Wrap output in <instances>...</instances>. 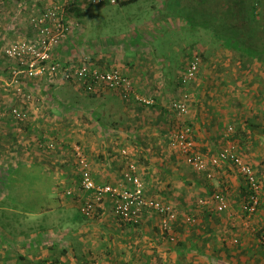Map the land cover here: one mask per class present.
<instances>
[{"label":"crops","instance_id":"0c3cea01","mask_svg":"<svg viewBox=\"0 0 264 264\" xmlns=\"http://www.w3.org/2000/svg\"><path fill=\"white\" fill-rule=\"evenodd\" d=\"M32 1L20 4L21 10L38 13L44 8L41 0ZM111 6L91 9L99 18L101 10ZM88 15L89 10L77 29L79 36L82 34V54L97 66L120 69L136 94L153 97L155 104L125 103L111 92L90 95L72 84L25 83L41 104L30 108L31 119L21 139L0 141V264H264V202L255 214L246 216L242 210L244 181L237 171L229 166L232 172L227 173L224 164L217 177L208 180L169 146L168 138L176 126L169 105L180 96L182 52L164 46L160 22L153 19L142 25L146 37L129 42V37L118 34L106 43L108 38L102 41L100 31L97 38L91 36L94 25H99V30L107 28L104 22L94 24ZM4 31V36L13 34L20 39L30 35L29 28H23V33L14 26L8 34ZM71 40L70 35L58 48L56 59H71L76 46ZM193 42L206 50L201 49L199 38ZM174 52L179 57L176 60ZM207 76L204 74L199 85L215 81ZM200 88L193 91L189 119L195 126L198 148L212 155L220 150L217 142L224 139L223 125L238 119L243 122L245 110L241 109V94L231 100L227 93L223 98ZM2 125L7 124L0 123L1 133L7 135L8 129ZM42 135L55 138L54 150L36 145ZM76 145L89 158L92 175L100 185L118 184L127 161L136 162L146 194L177 210L179 219L171 229L176 241L167 240L153 214L146 215L140 226L127 225L113 216L109 202L94 218H80L85 193L79 187ZM123 151L129 156L124 157ZM185 167L190 169L187 175ZM261 174L264 180V172ZM214 192L228 198L229 207L223 213L197 203ZM262 197L264 200V189Z\"/></svg>","mask_w":264,"mask_h":264},{"label":"built area","instance_id":"2783aa9c","mask_svg":"<svg viewBox=\"0 0 264 264\" xmlns=\"http://www.w3.org/2000/svg\"><path fill=\"white\" fill-rule=\"evenodd\" d=\"M3 3L4 0H1ZM71 0H60L48 3L45 8L33 15L29 21V37L10 42L4 50L5 58L11 62L10 83L15 90V97L28 103L31 99L24 90L23 79L31 81L47 80L54 83L72 84L77 90L86 94L98 95L111 92L123 102L131 101L140 105L150 106L155 103L153 97L136 94L135 88L123 72L119 69H108L92 64L87 57L80 62L60 61L55 55L58 48L67 40L73 30L65 19L66 4ZM83 4L117 5L118 0H75ZM199 60H193L189 70L183 75L184 83L190 80L197 72ZM1 90V86H0ZM170 111L178 118L177 123L189 115V95L183 92L178 99L171 101ZM28 111L22 107L0 111V119L13 118L15 124L22 126L28 121ZM176 126L169 137V146L176 151L184 163L198 174H206L208 180L214 178V171L224 164L231 165L242 176L245 186L248 187L247 200L242 202V210L246 216L256 213L260 205L262 185L253 166L239 154L231 138V128L224 135L225 144L216 154L203 153L198 148L194 132L189 125ZM21 128V127H19ZM21 131V129H18ZM49 150H54L56 144L49 143ZM74 154L77 159L79 187L85 193L80 203V212L86 218H92L97 211L109 202L113 216L120 222L139 226L146 215L153 214L159 228L167 235L169 242H175L176 236L171 234L172 226L179 219L177 210L160 200L148 196L145 192V183L139 173L137 164L128 160L121 181L118 184H98L91 169L89 158L83 149L76 145ZM122 155L128 157L127 151ZM70 195L71 192L69 191ZM198 205L210 207L215 212L223 213L229 207V201L222 193H214L211 197H203ZM191 222V218H187Z\"/></svg>","mask_w":264,"mask_h":264},{"label":"rangeland","instance_id":"374dc122","mask_svg":"<svg viewBox=\"0 0 264 264\" xmlns=\"http://www.w3.org/2000/svg\"><path fill=\"white\" fill-rule=\"evenodd\" d=\"M25 1L28 2L29 0H4L3 3H1L2 1L0 0V86H1L0 110L1 109L8 110L9 108H11V106H13V104L16 103V101L14 100V98H16L15 90L13 86L8 85L11 80V79H8L9 76L7 75V72L9 73L10 71L8 67L10 61L9 59L5 58L3 52L5 50V47L10 42L17 41L20 39L18 36L17 37L13 36V34L4 36L2 31L5 32L4 29H6L7 34H8V31L11 30L12 26H14L16 29H19L20 33H23V28H24V31H26L29 25V17L32 13H31V10H27V11L21 10L20 4L22 5ZM59 1L60 0H58V2ZM38 2L39 1H36V0L32 1V3H38ZM52 2L54 3L56 2V0H52ZM40 4L43 8L46 3H42V0H41ZM102 5H105V4H102ZM106 6H111V5L106 4ZM64 8L66 10V6H64ZM199 9L200 7H199L198 0H137L135 2L125 4V5L118 4V5H114L111 7H105V9L101 10V12L99 13V18L97 17L96 11L88 8V10L91 12V15L90 16L88 15L87 19L90 22L94 21L93 22L94 24L96 23V21L100 23L104 22L103 26H106L107 28L105 30H99L98 29L99 25H94L96 29L95 31L91 32V36L93 35L95 38H97L96 36L98 32L100 31L102 41L105 42V38H108L106 40V43L110 41L115 35H118V34H120V37L122 36L129 37L128 39L129 42H131L132 40L137 41L136 40L137 38H140L143 36L146 37L147 29L142 30V25H145L146 23L151 22V20L153 19V21L156 23L160 22L159 30L163 33L162 37L164 38V46L167 48L169 47L176 48L177 51L179 50V52H182L181 50L182 48H184L187 45H190L195 40L197 41L198 38L203 44H205L209 40L208 33L204 31L203 29H200L197 27L194 29L195 31H193L194 25L198 24L197 22L193 24L192 26H190V24L187 23L188 21L187 17L190 16L191 13L197 15L198 14L197 12L199 11ZM20 10L22 11V13L20 12ZM152 11L154 12L153 15H152ZM16 15L20 16L19 18L21 21L19 19H14V20L11 19V18H16ZM15 21L18 22L17 25H15L14 23ZM68 25H70L73 29L70 33V35L72 36L71 42L76 43L74 50H72L71 52L72 54L71 59L69 60L78 61L79 59L82 58V56L87 57V55L82 54L81 46L79 45V43L81 42L82 34L80 33V36H79V30L77 31V29L80 27V20L69 18ZM140 31L143 32V35L139 33ZM12 32L14 31L12 30ZM148 35L152 36L150 31ZM262 45L264 46V41L260 42L258 46L261 47ZM213 46L214 45L210 46V49L208 52L209 55H213V53L219 49V45L218 46L215 45V47ZM136 50H138V45H136ZM217 53L218 51L216 52V55ZM174 54H175L174 55L175 60L179 58L177 57V52H174ZM224 54L226 56L229 55V53L227 52H224ZM227 57L226 59H224L225 57L221 56V58H223L224 61H222L221 58L217 59V61H219L218 68L220 69L218 71L212 70L211 68H209V70L206 73L205 71H202V67L203 65H205V63H202L200 74L197 77L196 81L191 85L189 92L190 94H193V91L195 90V88L201 87L200 90L208 89L207 91L209 93L210 91L213 90V93H215L216 95H220L223 98L226 95L225 93H227L226 97H229L228 99H231V100H235L237 96H240L241 94V98H242L241 109L242 111L243 110L246 111L248 107L250 106V104L257 103V101H259L260 99L264 100L263 98L264 97V77H262L260 74V73L264 74V68H262L264 67V62L258 63V64L254 63V65L257 66L255 68V72H257L258 70V73H255L254 70L252 69L253 72L258 75L259 80L249 79L251 81L239 80L236 82L234 81L236 77L234 76L233 71H232L233 70L232 63L230 64L228 63ZM88 58L90 59V57ZM173 64L178 65V62L175 61ZM225 64H229V66L226 67ZM247 64H251V62L245 59V65ZM226 68H228V70H226ZM247 72H248L247 69L243 70V74H246ZM227 73H228V77H227ZM204 74L205 76L206 74H209V76L214 77L215 81L209 84L208 83L204 84L206 81L204 82L202 81L203 82L202 83L203 87H202V85H199V82H201V79L204 80ZM218 75H220L219 79H218ZM221 81H224L223 84H221L222 83ZM27 82H33V81L23 79L24 90L26 94H29L31 96L30 97L31 99H29L27 103V110L30 111L31 107H36L39 104H41V102L38 99V97L35 96V94L33 93L34 91L32 89H29V88L26 89L25 83ZM212 84H213V87H210ZM176 87L177 86H175V88ZM232 89H234L233 94H231ZM177 99H178V96H177ZM219 100H222V98H219ZM226 101L227 99H225V102ZM218 103H222V102L218 101ZM153 105H150V106H153ZM251 115L252 113L248 112L247 116L250 119V121L253 122L254 118ZM242 120H244V118H242ZM0 123L4 124L3 120H1ZM2 126L8 130L6 132L7 135H5L1 133V129H0V141L17 142V140L21 139L22 135L26 133V129H27L26 127L21 129L19 127H16V126L14 127L9 124L2 125ZM231 126L235 127V124L233 123V121L228 122L227 124H225V126L223 125L224 128L223 127L222 128L223 130L226 131L224 134L228 133L227 130ZM16 128L21 129V131H18V129ZM11 131L13 132V134H11ZM256 136L257 138L256 140H254L256 142H253L251 140V141H248L247 144L246 143L243 144L245 146H242V143H240L239 139L235 137L234 135L233 143L235 144L241 157L253 166L254 170L259 176L260 183L262 185V190H263L264 180L261 177V175H263L261 173L264 172V168L262 167L264 165V162L262 161L264 157V134L257 132ZM35 142H36V145L41 146L38 140H36ZM224 144H225V139H223L222 142H217V146H221L220 148H222ZM172 153L173 151L171 150L170 151L171 156H172ZM173 155H175V153ZM227 166L228 167H223L222 165V167L228 171L227 173L230 174L232 172L231 168L233 169V167L231 165H227ZM217 170H219V168L214 171L213 179L217 177L215 175L217 174ZM189 172H190V169L185 167L184 173L187 175L189 174ZM202 175H206V174H202ZM234 175L235 174L232 173V177ZM198 201L199 200L197 199V203ZM1 205H2V202L0 200V208L2 207ZM73 214H74V211H73ZM73 214L71 215L73 216ZM78 216L84 220H89V218H86L81 214L80 209H79ZM63 219H66V217H64Z\"/></svg>","mask_w":264,"mask_h":264},{"label":"trees","instance_id":"16d2710c","mask_svg":"<svg viewBox=\"0 0 264 264\" xmlns=\"http://www.w3.org/2000/svg\"><path fill=\"white\" fill-rule=\"evenodd\" d=\"M135 1L137 0H118V4L125 5V4L135 2ZM56 2H58V0H56ZM198 3L200 7L199 11L197 12L198 14L195 15L191 13L190 16L187 17L188 19L187 23L190 24V26H192L193 24L197 22L198 24L194 25L193 31H195L194 29L197 27L206 31L209 35V40H208L209 42L207 41L205 44H203L200 41L199 45H201V49H206V50L198 49L199 48L197 46L198 43L194 44L196 42H192L190 45H187L181 49L182 54L184 55V58H183V62H182L183 64L181 65V70H180L179 78H178V82H179L178 83L179 84L178 93L179 94L183 92L187 93L189 95V104L191 103L190 101L192 99V94H190V92L188 91L190 90L191 85L196 81L197 77L199 76L202 63H205V65H203L202 67V71L207 72L209 70V65H212L211 67L215 66L214 68H216V70L218 71L220 69L218 68L219 61H217V59H220L221 56H224L225 57L224 59H226V57L228 56L229 57V58L227 57L228 63L229 64L232 63V66H233L232 71H233L234 76L236 77L234 81L237 82L239 80L246 81L249 79L259 80L258 75L255 74V73H258V70L257 72H255V68L257 66H255L254 63L258 64V63L264 62V46L263 45L261 47L258 46L260 42L264 41V0H198ZM46 5H44V8ZM82 6L88 7L89 9L91 8L94 9V8L101 7L102 5L83 4V3L76 2L75 0L69 1L66 4V11H65V19L67 23L69 21V18H74L76 20L81 21L82 17L86 15V11L88 10V8H85ZM42 10H40V12ZM35 14L37 13L33 12L30 15L29 21H30V18ZM68 39L69 38H67V41ZM72 44L73 46L76 45V43L74 42H72ZM211 44L214 45L213 47H215V45L217 46L219 45V49L217 50L218 51L217 55H216L217 51H215L213 55L208 54L209 50L207 48V45L212 46ZM224 52L229 53V55L226 56ZM196 59L199 60L198 68H197L198 70L190 80H186L187 82L184 83L183 75L187 73V71L189 70V65L191 64V62ZM221 59L222 61H224L223 58ZM245 59L249 60L251 64L245 65ZM229 64H225V66L227 67L229 66ZM11 65L12 64L9 62V65H8L9 69L11 68ZM244 69L248 70L246 74H243ZM252 69L254 70L255 73L253 72ZM226 70H228V68H226ZM260 74L262 77H264L263 73H260ZM7 75L9 76L8 79H10L11 77L10 71L9 73L7 72ZM207 77L209 81L215 80L214 77H211V76H207ZM227 77H228V73H227ZM219 78H220V75H218V79ZM14 100L16 101V103L13 104V106H11V108H9L8 110L15 108V107H20V108L22 107L24 110H27L26 102L18 98H14ZM263 101L264 100L260 99L259 101H257L255 106L253 104L252 106L248 107V109L245 111L243 115V118H244V120H242L243 122H240L238 120H232L233 123L235 124V127L233 126L234 128L232 126L229 127L231 128V131H232L231 133L232 140L235 135V137L239 139L240 143H242V146H245L243 144L245 143L247 144L248 141L252 140L253 142H256L254 140H256L257 138L256 136L257 132L264 134V102ZM2 110L4 109H1L0 111ZM248 112L252 113L251 116H253L254 118L253 122H251L250 119L248 118L247 116ZM28 113H29L28 121L25 123L26 126H24V124L22 126H18L17 124H15L13 118H10V117H5L3 119H0V121L3 120V123L5 124H9V125L11 124L14 127L15 126L21 127V129H23L27 127V124L29 123L31 119L30 111H28ZM171 113H172L171 117L174 118V120L173 119L172 120L174 124L176 120V126H177L178 118L175 116L174 112L171 111ZM180 125L191 126L194 132V139H195V126L192 120L189 119V115L188 117H186L185 121L182 120L178 126ZM176 126L175 128H173V130H176L177 128ZM37 140L41 145L39 147L41 150L43 148L46 150H49L47 148L49 143H52V142L55 143V138L53 141V139H48L46 136L37 137ZM168 141H169V138H168ZM200 151H202L203 153H208V152L203 151L202 149H200ZM248 190H249L248 187H246L244 183L242 202L247 200L246 198L248 195ZM218 193H221V192H218ZM263 202L264 200H263L262 192H261L260 205L258 209L261 207ZM96 214L92 218H94Z\"/></svg>","mask_w":264,"mask_h":264},{"label":"clouds","instance_id":"9594fccd","mask_svg":"<svg viewBox=\"0 0 264 264\" xmlns=\"http://www.w3.org/2000/svg\"><path fill=\"white\" fill-rule=\"evenodd\" d=\"M70 36V35H69ZM69 38V37H68ZM67 41V40H66ZM65 41V42H66ZM64 42V43H65ZM84 57H86V56H82V58L81 59H79L78 61H73V60H63V61H73V62H80ZM88 58V57H87ZM89 59V58H88ZM60 61H62V60H60ZM89 61L91 62V60L89 59ZM92 63V62H91ZM92 64H94V63H92ZM95 65V64H94ZM97 66V65H96ZM100 67V66H99ZM108 69H112V68H108ZM115 69H117V68H115ZM120 70V69H119ZM40 81V80H39ZM41 81H43V80H41ZM131 102H133V101H131ZM126 103V102H125ZM136 163V162H135ZM79 175V174H78Z\"/></svg>","mask_w":264,"mask_h":264}]
</instances>
